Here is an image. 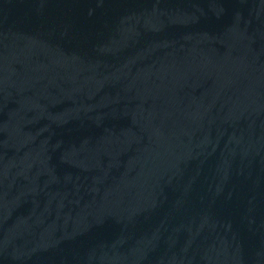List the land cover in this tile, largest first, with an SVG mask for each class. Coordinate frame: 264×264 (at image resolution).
Here are the masks:
<instances>
[{"label": "water", "instance_id": "95a60500", "mask_svg": "<svg viewBox=\"0 0 264 264\" xmlns=\"http://www.w3.org/2000/svg\"><path fill=\"white\" fill-rule=\"evenodd\" d=\"M0 264H264V0H0Z\"/></svg>", "mask_w": 264, "mask_h": 264}]
</instances>
